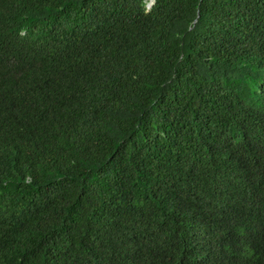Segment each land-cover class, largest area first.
<instances>
[{
    "label": "trees",
    "instance_id": "16d2710c",
    "mask_svg": "<svg viewBox=\"0 0 264 264\" xmlns=\"http://www.w3.org/2000/svg\"><path fill=\"white\" fill-rule=\"evenodd\" d=\"M0 0V264H264V0Z\"/></svg>",
    "mask_w": 264,
    "mask_h": 264
},
{
    "label": "water",
    "instance_id": "95a60500",
    "mask_svg": "<svg viewBox=\"0 0 264 264\" xmlns=\"http://www.w3.org/2000/svg\"><path fill=\"white\" fill-rule=\"evenodd\" d=\"M155 0H152V2L149 4V6H151L152 4H154Z\"/></svg>",
    "mask_w": 264,
    "mask_h": 264
},
{
    "label": "clouds",
    "instance_id": "9594fccd",
    "mask_svg": "<svg viewBox=\"0 0 264 264\" xmlns=\"http://www.w3.org/2000/svg\"><path fill=\"white\" fill-rule=\"evenodd\" d=\"M151 2H152V0L149 2V4H150ZM149 4H148V7H151V6L153 5V4H152L151 6H149Z\"/></svg>",
    "mask_w": 264,
    "mask_h": 264
}]
</instances>
